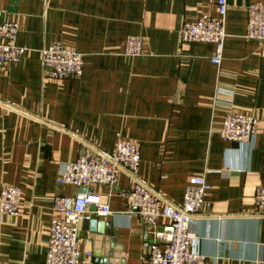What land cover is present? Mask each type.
I'll return each instance as SVG.
<instances>
[{"label":"crops","instance_id":"obj_1","mask_svg":"<svg viewBox=\"0 0 264 264\" xmlns=\"http://www.w3.org/2000/svg\"><path fill=\"white\" fill-rule=\"evenodd\" d=\"M259 1L228 0L217 66L213 44L180 37L185 21L216 15L217 0H0V22L18 23L17 44L27 48L18 62L0 63V184L20 187L22 202L18 215L0 214V264H46L53 199L83 193L57 182L60 168L85 150L113 153L119 140L140 145L139 177L174 204L192 177L206 176L211 193L191 231L207 264H264L255 208L264 186V42L244 36L248 6ZM132 36L143 38L139 56L124 54ZM54 43L84 54L81 76H46L40 50ZM230 111L257 119L253 147L219 135ZM131 184L122 171L115 188L91 187L113 214L98 218L111 225L104 235L81 222L82 247L93 253L82 264L149 263L154 229L118 196Z\"/></svg>","mask_w":264,"mask_h":264},{"label":"built area","instance_id":"obj_2","mask_svg":"<svg viewBox=\"0 0 264 264\" xmlns=\"http://www.w3.org/2000/svg\"><path fill=\"white\" fill-rule=\"evenodd\" d=\"M216 15H203L195 21H185L181 41L204 42L214 45L211 62L222 63L226 32L228 0H217ZM19 25L13 21L0 22V63L12 64L22 59L27 48L17 44ZM248 39L264 42V1L248 6ZM143 52V38L132 36L125 42L124 54L139 56ZM41 61L47 77L72 79L82 75L84 54L63 43H54L40 50ZM215 104L221 102L215 99ZM222 104L231 107L230 103ZM218 133L224 140L242 149L253 147L259 135L258 121L251 115L230 111L226 114ZM141 149L138 143L119 140L113 153L85 150L77 160L62 165L57 182L85 188L86 191L72 198L56 196L53 199L54 216L49 230L46 264H82L81 256L92 251L82 247L80 224L85 219L107 218L113 214L108 197L91 189L94 185L115 188L120 172H126L132 184L118 191V196L128 202L131 212L154 229V240L148 244V264H207V257L196 249V237L191 231L195 216L200 212L211 193L205 175L192 177L184 192L183 202L174 204L152 189L139 177ZM21 188L0 184V214L16 216L21 208ZM255 208L264 216V186L255 191ZM161 220L164 223L161 224Z\"/></svg>","mask_w":264,"mask_h":264},{"label":"water","instance_id":"obj_3","mask_svg":"<svg viewBox=\"0 0 264 264\" xmlns=\"http://www.w3.org/2000/svg\"><path fill=\"white\" fill-rule=\"evenodd\" d=\"M86 189L82 188L81 192H85ZM83 226L85 229H88L93 234H102L104 235L106 231L111 229V225L107 222L100 221L98 218L85 219L83 221ZM110 261H102L103 264H109Z\"/></svg>","mask_w":264,"mask_h":264}]
</instances>
